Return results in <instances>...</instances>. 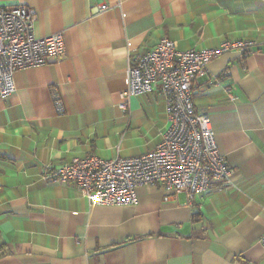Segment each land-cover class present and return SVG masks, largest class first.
Segmentation results:
<instances>
[{
  "label": "crops",
  "instance_id": "obj_1",
  "mask_svg": "<svg viewBox=\"0 0 264 264\" xmlns=\"http://www.w3.org/2000/svg\"><path fill=\"white\" fill-rule=\"evenodd\" d=\"M13 4L36 10L37 36L61 31L65 49L16 69L0 98V264H264V0H0ZM161 37L179 49L254 41L192 84L229 179L191 197L143 184L134 203L94 204L44 178L75 156L156 146L169 125L163 94L126 95V68Z\"/></svg>",
  "mask_w": 264,
  "mask_h": 264
},
{
  "label": "built area",
  "instance_id": "obj_2",
  "mask_svg": "<svg viewBox=\"0 0 264 264\" xmlns=\"http://www.w3.org/2000/svg\"><path fill=\"white\" fill-rule=\"evenodd\" d=\"M105 5H101L104 8ZM36 10L23 4L0 5V98L15 90L16 69L57 60L65 49L61 31L34 33ZM254 41L225 38L214 46L179 49L161 37L147 51L128 59L126 95L158 87L165 100L169 125L149 151L112 158L75 156L58 166H46L44 178L74 183L94 204H131L136 188L159 184L191 197L212 181L226 182L231 168L219 151L210 116L194 110L192 84L207 72L209 61L229 50L242 55ZM56 110L62 111L59 99ZM264 249V234L260 238Z\"/></svg>",
  "mask_w": 264,
  "mask_h": 264
}]
</instances>
